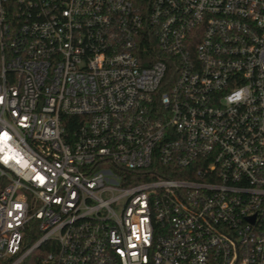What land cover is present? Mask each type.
Listing matches in <instances>:
<instances>
[{
    "label": "built area",
    "instance_id": "built-area-1",
    "mask_svg": "<svg viewBox=\"0 0 264 264\" xmlns=\"http://www.w3.org/2000/svg\"><path fill=\"white\" fill-rule=\"evenodd\" d=\"M0 264H264V0H0Z\"/></svg>",
    "mask_w": 264,
    "mask_h": 264
},
{
    "label": "trees",
    "instance_id": "trees-1",
    "mask_svg": "<svg viewBox=\"0 0 264 264\" xmlns=\"http://www.w3.org/2000/svg\"><path fill=\"white\" fill-rule=\"evenodd\" d=\"M65 125L68 134H74L77 129L78 117H65Z\"/></svg>",
    "mask_w": 264,
    "mask_h": 264
}]
</instances>
